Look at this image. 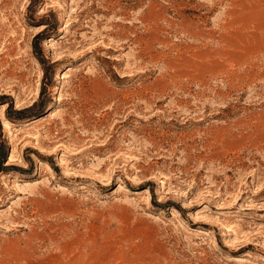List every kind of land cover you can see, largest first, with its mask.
<instances>
[{
	"label": "rangeland",
	"instance_id": "374dc122",
	"mask_svg": "<svg viewBox=\"0 0 264 264\" xmlns=\"http://www.w3.org/2000/svg\"><path fill=\"white\" fill-rule=\"evenodd\" d=\"M0 264H264V0H0Z\"/></svg>",
	"mask_w": 264,
	"mask_h": 264
},
{
	"label": "bare ground",
	"instance_id": "6f19581e",
	"mask_svg": "<svg viewBox=\"0 0 264 264\" xmlns=\"http://www.w3.org/2000/svg\"><path fill=\"white\" fill-rule=\"evenodd\" d=\"M2 126L3 127H7V121L6 120H4L3 122H2ZM71 154H74V153H71ZM46 167V170H49V169H51L49 166H44V168ZM52 170V169H51ZM121 186H118V188H120ZM117 190V189H116ZM125 190V189H124ZM121 191V190H120ZM148 191V190H147ZM140 193H141V191H140ZM147 193V192H146ZM236 260V259H235Z\"/></svg>",
	"mask_w": 264,
	"mask_h": 264
}]
</instances>
